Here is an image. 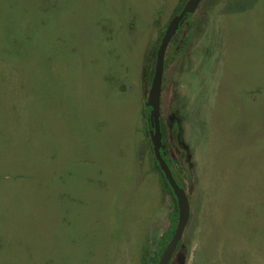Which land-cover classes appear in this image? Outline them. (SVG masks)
Returning <instances> with one entry per match:
<instances>
[{
    "label": "rangeland",
    "instance_id": "1",
    "mask_svg": "<svg viewBox=\"0 0 264 264\" xmlns=\"http://www.w3.org/2000/svg\"><path fill=\"white\" fill-rule=\"evenodd\" d=\"M181 1L0 0V264L158 263L179 214L143 110ZM160 122L168 264H264V0L182 19Z\"/></svg>",
    "mask_w": 264,
    "mask_h": 264
},
{
    "label": "water",
    "instance_id": "2",
    "mask_svg": "<svg viewBox=\"0 0 264 264\" xmlns=\"http://www.w3.org/2000/svg\"><path fill=\"white\" fill-rule=\"evenodd\" d=\"M200 2L201 0H186L181 10L168 23L156 51L154 71L150 82L148 98L146 101V109L149 112L150 119H152V127H149L148 130L154 157L175 197L179 214L175 232L169 244L164 249L157 264L169 263V260L181 239L183 230L187 224L189 217V203L187 196L176 183L160 151V149L162 148L160 94L164 67V54L170 39L177 31L182 19L186 15L192 14L196 10Z\"/></svg>",
    "mask_w": 264,
    "mask_h": 264
},
{
    "label": "trees",
    "instance_id": "3",
    "mask_svg": "<svg viewBox=\"0 0 264 264\" xmlns=\"http://www.w3.org/2000/svg\"><path fill=\"white\" fill-rule=\"evenodd\" d=\"M185 1L186 0H182L181 1V3H180V5H179V8H178V11H176V13H175V15L181 10V8H182V6L184 5V3H185ZM174 15V16H175ZM173 16V17H174ZM172 17V18H173ZM152 72V71H151ZM150 76H151V73H150ZM143 112H144V115H145V121H146V131H148V125H149V112L147 111V109L146 108H144V110H143ZM161 131H162V127H161ZM154 162H155V165H156V168L160 171V173H161V176H162V178H163V184L165 185V187L167 188V190L169 191V193L171 194V196H172V198H173V200H174V205H175V207H176V200H175V197H174V195H173V193H172V191H171V188L169 187V185H168V183H167V181H166V179H165V177H164V175H163V173H162V171L160 170V168H159V166H158V164H157V162H156V160H155V157H154ZM176 209V208H175ZM176 211H177V209H176ZM173 226H172V228H171V230L169 231V235H171V233L173 232ZM169 235H168V237H169ZM166 243H167V241H164L162 244V250H163V248H164V246L166 245Z\"/></svg>",
    "mask_w": 264,
    "mask_h": 264
}]
</instances>
